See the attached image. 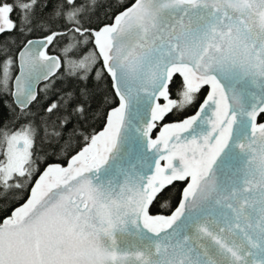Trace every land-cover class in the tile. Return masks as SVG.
Listing matches in <instances>:
<instances>
[{
  "label": "snow or ice",
  "instance_id": "6c2138e0",
  "mask_svg": "<svg viewBox=\"0 0 264 264\" xmlns=\"http://www.w3.org/2000/svg\"><path fill=\"white\" fill-rule=\"evenodd\" d=\"M0 264H264V0H0Z\"/></svg>",
  "mask_w": 264,
  "mask_h": 264
},
{
  "label": "trees",
  "instance_id": "16d2710c",
  "mask_svg": "<svg viewBox=\"0 0 264 264\" xmlns=\"http://www.w3.org/2000/svg\"><path fill=\"white\" fill-rule=\"evenodd\" d=\"M123 2L125 3V5L127 6H130L131 3L134 2V0H123ZM105 11H107V9H105ZM104 16V12H101V18H103ZM53 54H59V50L58 49H55L53 50ZM74 56H76L77 54H73ZM67 85L63 84L62 82L60 81H57V84H56V88L57 89H60L62 87H66ZM42 87V86H41ZM198 106V105H197ZM196 109L195 108H189L187 109L183 114H181L180 116H169L165 122H173L177 119H183L185 116L187 115H191L194 113ZM181 187L180 186H177L176 188H172L169 192V196H170V203L167 207L165 208H160L159 205H157L156 207H154L152 209L153 213L155 214L156 212H161L163 214H170L172 210H174L176 204H178V201H179V197H180V192H181ZM18 201L22 202L21 198L20 197H17L16 198Z\"/></svg>",
  "mask_w": 264,
  "mask_h": 264
},
{
  "label": "water",
  "instance_id": "95a60500",
  "mask_svg": "<svg viewBox=\"0 0 264 264\" xmlns=\"http://www.w3.org/2000/svg\"><path fill=\"white\" fill-rule=\"evenodd\" d=\"M42 86V85H41Z\"/></svg>",
  "mask_w": 264,
  "mask_h": 264
}]
</instances>
